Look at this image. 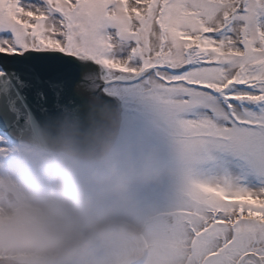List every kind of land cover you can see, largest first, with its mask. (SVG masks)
I'll use <instances>...</instances> for the list:
<instances>
[{"label": "snow or ice", "instance_id": "obj_1", "mask_svg": "<svg viewBox=\"0 0 264 264\" xmlns=\"http://www.w3.org/2000/svg\"><path fill=\"white\" fill-rule=\"evenodd\" d=\"M102 104L177 167L181 264H264V0H0V152Z\"/></svg>", "mask_w": 264, "mask_h": 264}, {"label": "clouds", "instance_id": "obj_2", "mask_svg": "<svg viewBox=\"0 0 264 264\" xmlns=\"http://www.w3.org/2000/svg\"><path fill=\"white\" fill-rule=\"evenodd\" d=\"M15 155L27 179L0 205V264H181L147 199L177 167L118 106L53 117Z\"/></svg>", "mask_w": 264, "mask_h": 264}, {"label": "rangeland", "instance_id": "obj_3", "mask_svg": "<svg viewBox=\"0 0 264 264\" xmlns=\"http://www.w3.org/2000/svg\"><path fill=\"white\" fill-rule=\"evenodd\" d=\"M19 147L17 144L0 152V205L8 203L4 198L6 190H10L18 196L19 186L27 179V175L16 159L15 153ZM147 199L149 200V195H147Z\"/></svg>", "mask_w": 264, "mask_h": 264}, {"label": "water", "instance_id": "obj_4", "mask_svg": "<svg viewBox=\"0 0 264 264\" xmlns=\"http://www.w3.org/2000/svg\"><path fill=\"white\" fill-rule=\"evenodd\" d=\"M41 74L44 75H59L62 74L65 70L61 68H56V67H40L37 69ZM2 127V126H0ZM24 141V140H23ZM19 146L21 144H18ZM7 197H10V200L14 198V195L10 194Z\"/></svg>", "mask_w": 264, "mask_h": 264}]
</instances>
